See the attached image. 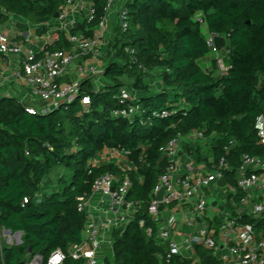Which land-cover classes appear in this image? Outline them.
I'll list each match as a JSON object with an SVG mask.
<instances>
[{"label": "trees", "instance_id": "trees-1", "mask_svg": "<svg viewBox=\"0 0 264 264\" xmlns=\"http://www.w3.org/2000/svg\"><path fill=\"white\" fill-rule=\"evenodd\" d=\"M66 1L0 0V24L18 16L31 25H46ZM92 1L95 19L71 34L94 37L109 0ZM126 9L129 27L116 28L104 71L109 85L103 90L94 91L86 79L72 103L46 114H30L14 98L0 100V230L22 233L21 244L0 245V264H29L37 255L46 264L57 250L66 255L65 264H86L70 256L71 248L83 243L87 222L78 205L107 173L131 180L127 199L140 208L124 230L113 231V257L103 264H194L181 255L166 259L167 246L160 244L149 212L152 191L167 172L159 166L161 149L179 135L202 131L214 144V162L225 157L232 168L225 178L233 187L243 154L264 157L258 129L264 114V0H128ZM208 33L226 39L225 73L218 74L217 57L210 66L204 62L216 53L207 45ZM55 40L47 50L70 49L66 33L56 34ZM126 47L134 48L150 71H162V91L151 90L150 74L131 61ZM128 80L141 98L142 119L113 115ZM84 97L90 98L89 105L83 104ZM162 110L177 113L153 116ZM193 148L199 153V147ZM105 149L129 153L130 169L114 163L94 166ZM243 221L264 232V214ZM194 251L199 264H223L204 245Z\"/></svg>", "mask_w": 264, "mask_h": 264}, {"label": "built area", "instance_id": "built-area-1", "mask_svg": "<svg viewBox=\"0 0 264 264\" xmlns=\"http://www.w3.org/2000/svg\"><path fill=\"white\" fill-rule=\"evenodd\" d=\"M109 0L107 13L112 9L113 2ZM116 12L118 17L117 25L123 31L129 27L127 21L128 11L126 2ZM82 4L86 8V22L91 23L95 19L96 9L92 0H67L61 8L59 19L62 21L69 20L68 8L76 4ZM107 16V14H106ZM197 21L204 26L202 15L197 16ZM106 17L97 27V34L93 38H86L82 34H69L68 41L71 45L69 50L49 51L47 49L37 50L30 43L13 42L10 36L0 30V56L18 57L19 72L16 77L19 78L27 87L30 94L44 102L52 103L53 110L63 104L72 103L80 93V80H72L60 86L59 81L65 78L73 67L75 60L80 57L92 56L96 59L101 58L102 51L100 39L106 27ZM219 35L208 33L207 45L214 52L218 53L220 49L215 45V38ZM125 52L129 55L131 61L138 65V68L144 73L150 70L140 63L137 51L132 47H126ZM217 65L222 73L227 71L224 65L223 57H217ZM80 76H86L89 79L99 78L102 74L93 64L80 62L75 67ZM83 104L89 105L90 98L84 97ZM30 114H46L49 111L38 112L37 110L26 107ZM177 113V110H162L153 113L154 117L165 119ZM114 117L133 120L142 119L144 109L138 97V93L132 87H124L120 91L119 108L114 110ZM260 142L264 144V114L258 121ZM207 139L202 131H193L185 136L179 135L161 149L163 156L168 157L170 167L167 172L160 177L159 183L152 191V200L149 206V212L156 222L157 238L162 245L167 246L166 259L169 260L172 255H180L182 250L192 251L196 245H204L208 250L213 251L223 264H264V232H256L253 225L244 222L239 212L232 214L224 209L214 207L218 211L220 222L216 225L210 223L204 224L200 228L192 231L189 237L184 238L181 242L176 241L173 236V230L177 225L176 216L173 215L166 219L162 217V208L175 207L177 212H183L184 208L192 204L189 210V219L191 224L198 223L211 207L209 198L202 196L204 188H209L219 180L225 179V173L232 168L225 157L220 158L217 162H212L208 166L206 176H201L194 180L187 174L174 180L172 173L175 170L176 157L181 152L184 142H193ZM235 141L231 140V144ZM169 151V153H167ZM125 157L129 153L119 152ZM162 156V158H163ZM161 158V159H162ZM161 161V160H160ZM241 165L235 175L236 186L234 189L240 193L239 203L245 204L253 199L254 192L264 193V157H252L243 154L240 158ZM191 170V167H189ZM227 181V180H226ZM228 185V182H227ZM115 188L112 192L111 189ZM132 187L131 180L126 176L119 179L116 175L107 173L99 176L93 185V194H99L104 206L105 217L101 224H98V218L91 214L89 209V200L82 201L78 205V210L87 217L84 228V240L81 245H74L70 250V256L75 260L84 259L86 264H103L98 258V252L102 246V229L124 230L132 217L130 213H136L140 208L139 202L128 201V193ZM162 187H165V193L162 200H158L157 194ZM109 196V200L105 197ZM40 198L39 195H37ZM198 201L194 202V198ZM40 201V199H39ZM29 202L24 200V204ZM237 205V204H236ZM238 207V206H237ZM236 207V209H238ZM264 214V196L259 204L252 209L251 217L257 219ZM143 225V223H142ZM6 231V230H5ZM152 235V230H148ZM18 244H21L22 235H18ZM218 236V238H217ZM220 244L223 246L220 247ZM80 253V254H79ZM66 255L61 251H55L46 264H65ZM193 261V260H191ZM194 264H199L197 260ZM29 264H44L43 258L35 256Z\"/></svg>", "mask_w": 264, "mask_h": 264}, {"label": "crops", "instance_id": "crops-1", "mask_svg": "<svg viewBox=\"0 0 264 264\" xmlns=\"http://www.w3.org/2000/svg\"><path fill=\"white\" fill-rule=\"evenodd\" d=\"M123 3L124 0H115L113 2L112 9L107 13L106 27L100 39V47L102 51L101 58L96 59L92 56H86L80 57L75 60L73 67L68 75L59 81L61 87L72 80H80L82 82L86 79H89L86 76H80L76 72L75 67L80 62L93 64L102 73L99 78L90 79L92 81L94 91H101L104 87L109 85V82L104 77V71L112 58V55L110 53L111 47L115 44L116 38L118 37V33L116 31V28L118 26V17L116 15V12L121 9ZM68 13L69 20L67 21L53 19L48 24L41 26L28 24V22L24 18L12 16L7 22L0 24V30L7 33L13 42H28L37 50L47 49L49 45H53L56 41V34L66 33L68 37L73 29H76L78 26L87 24L86 8L82 4L78 3L74 7L68 8ZM97 32L98 30L96 29L94 36L97 34ZM217 57L224 56L220 55ZM204 62L209 66L211 65L208 59H205ZM18 72V57L10 56L5 58L0 56V100L8 97L14 98L18 100L25 108L31 107L37 110L39 113L42 111H52L54 105L50 102H44L38 98L33 97L23 81L16 77V74ZM153 73H155V70L149 72V74ZM155 84L157 88H159L157 91H154L151 87L152 85L150 84V88L154 93H158L164 89V84L162 81L155 82ZM126 87H132L131 80L127 81ZM138 97L139 99H141L139 95ZM213 145L214 144L210 139L196 141L195 143L187 141L184 142L183 147L181 148V152L176 157V165L175 170L172 173V178L174 180H177L187 174L192 179L196 180L201 176H206L208 173V166L214 161ZM192 147H195V149L196 147H199V153H197L194 148L192 149ZM92 163L94 166L98 167L105 163H114L124 169H130L128 166V158L119 153V151L117 150L105 149ZM189 167H191V170ZM43 188L46 192L51 191V187H49L47 183L44 184ZM202 196L208 198L215 197L218 201L219 209H221L220 207L223 206L226 201H229V207L225 209H227V211L232 214H235V212H239L242 215L243 220L244 216L252 218L250 216L252 213V209L255 205L260 203L264 196V193L254 192L252 200L247 201L245 204H241L239 203V200H236L238 196L240 197V193H238L233 186L226 184L225 187H220L218 186L217 182L216 184H212L209 188H204L202 191ZM193 200L194 202L198 201V197H195ZM104 206L105 205L101 202V197L99 194H95L89 200V209L91 211V214L98 218V224H101L100 221H102L105 217V213L103 211ZM236 207L238 209H236ZM191 208L192 204L186 206L183 212H177V210L173 206L169 208H162L163 219H166L173 215L176 216L177 225L173 230L172 236L178 242H181L184 238L189 237L194 229L200 228L204 224L210 223L213 226L220 222V219L218 218V211L215 208L210 207L198 223L191 224V221L189 219L190 215L188 214ZM134 215L135 213H130V217L133 218ZM2 232L3 238L0 236L1 246L3 242H5L8 246H11L13 245V243H15V241H18L19 239V236L17 234H9L5 230H2ZM112 234V229H102L101 231L102 246L98 252V258L102 263H104L105 259H110L113 257ZM180 255L188 260L198 261L194 250H182Z\"/></svg>", "mask_w": 264, "mask_h": 264}, {"label": "water", "instance_id": "water-1", "mask_svg": "<svg viewBox=\"0 0 264 264\" xmlns=\"http://www.w3.org/2000/svg\"><path fill=\"white\" fill-rule=\"evenodd\" d=\"M60 17V13H57L55 16H54V19H59ZM215 45L216 47H218V49H224L225 46H226V39L221 37V36H218L215 38ZM258 84V80L256 81V85ZM167 153H169V151H167ZM159 166L161 169H168L170 167V163L168 161V157L167 156H163V158L161 159L160 163H159ZM227 184V181L225 179H222V180H219L218 181V186L220 187H225ZM112 192L115 191V188L113 187L111 189ZM164 193H165V187H162L161 190L159 191V193L157 194V199L158 200H162L163 199V196H164ZM106 200H109V196H106L105 197ZM209 204L211 207H216L218 205V201L216 200L215 197H210L209 198ZM229 207V201H226L225 204L223 206H221V210L223 211L225 208H228ZM9 234H12L11 231H7ZM17 235H22L21 232L19 233H16ZM223 245L220 244V247H222ZM80 254V253H79Z\"/></svg>", "mask_w": 264, "mask_h": 264}, {"label": "rangeland", "instance_id": "rangeland-1", "mask_svg": "<svg viewBox=\"0 0 264 264\" xmlns=\"http://www.w3.org/2000/svg\"><path fill=\"white\" fill-rule=\"evenodd\" d=\"M220 55H223L224 57H226L227 50L225 48L224 49H221L218 53H215L213 56H211V57H209L207 59H208L209 62H211V60L213 58H215L217 56H220ZM161 73H162V71L159 70V69H157V70H155V73L148 75V82L152 85L151 87H152V89L154 91H157L159 89V88H157L155 82L162 81L161 80ZM219 73H222V72L220 71V72H218V74ZM170 96H172V94H170ZM0 236L3 238V232H2V230H0ZM15 244H18V241H16ZM2 246H8V245L5 242H3Z\"/></svg>", "mask_w": 264, "mask_h": 264}]
</instances>
